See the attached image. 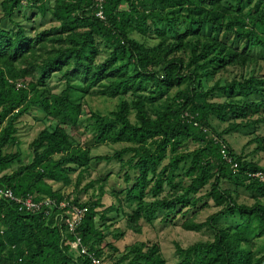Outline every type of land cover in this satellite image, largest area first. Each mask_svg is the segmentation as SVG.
Here are the masks:
<instances>
[{
  "label": "trees",
  "instance_id": "1",
  "mask_svg": "<svg viewBox=\"0 0 264 264\" xmlns=\"http://www.w3.org/2000/svg\"><path fill=\"white\" fill-rule=\"evenodd\" d=\"M100 2L1 4L0 188L56 207L21 212L0 199V264H92L91 257L168 264L158 242L121 253L116 244L126 233L113 231L111 214L136 234L158 221L212 232L187 247L174 243L177 264H264V179L252 176L264 175L253 160L264 153V0ZM26 6L58 25L29 32L15 21ZM54 80L64 85L60 93ZM94 97L118 103L107 115L88 109L85 126L87 98ZM33 111L52 125L31 143L33 160L25 165L20 151H6L20 147L19 125ZM239 133L253 137L252 153L239 154L228 142ZM100 146L121 148L93 157ZM113 162L118 173L97 174L99 164ZM69 188L76 197L64 193ZM241 191L254 204L242 201ZM108 194L115 202L105 207ZM74 207L84 216L71 232L66 219ZM207 207L217 211L198 222ZM78 238L87 255L71 248Z\"/></svg>",
  "mask_w": 264,
  "mask_h": 264
},
{
  "label": "rangeland",
  "instance_id": "2",
  "mask_svg": "<svg viewBox=\"0 0 264 264\" xmlns=\"http://www.w3.org/2000/svg\"><path fill=\"white\" fill-rule=\"evenodd\" d=\"M4 0H0V21H3V11H2V2ZM20 16V17H19ZM15 18V21L19 22L21 21L22 25H24L29 32L34 33V31L42 32L44 30H49L52 27L57 26L58 24L54 22L50 15L43 17L39 14V12L35 9L25 7ZM3 26L9 28V29H16L15 25H13L11 22L6 21L4 22ZM33 35V34H32ZM263 67V73H264V63L262 64ZM260 67L256 69H260ZM255 67H251L247 70V74H251ZM229 78H233V75ZM230 80V79H229ZM51 85L55 91V93H60L64 89L63 83L59 82L58 80H54L51 82ZM210 86H213V82L209 84ZM88 108H85L83 121L82 123L87 126L86 124V118L88 117V109H92L96 112H100L104 115H107L115 110L117 101L115 100H107L99 97L94 98H87ZM43 114H41L38 111H33L31 115H28L22 119V122L19 125V133H18V139L21 143L20 147L17 146H11L6 151L7 153H16L18 151L22 154V162L23 164L27 165L32 162L33 160V153L30 149L31 143L38 137V135L45 129L49 128L52 125V122L49 121H43ZM134 120V115H133ZM214 124L219 125L218 122H214ZM83 125V127H85ZM220 126V125H219ZM220 130L224 129V125H221ZM87 130L82 129L81 134H84L83 139H86V137L90 136V133L86 132ZM262 135H264V129L262 131ZM228 142L230 145L235 149V151L239 154L242 153V151L245 149L247 154H250L254 151L256 148V145L250 144V141L253 139L252 136L249 135H243V134H233L227 137ZM248 145H250L248 147ZM120 146H100L97 148L92 149V156L93 157H99V156H107V155H113L116 150L120 149ZM253 160L258 163L259 166L264 167V153L260 152L256 154L253 158ZM16 168V167H15ZM14 168V169H15ZM120 170V167L116 163H101L97 166V174L98 175H106L109 173L116 174ZM97 174L93 175L92 179H95L97 177ZM118 184L123 185L122 180H116ZM88 182L85 181L82 186H85ZM115 178H112L110 181V185H114ZM58 187V186H57ZM225 187H231L228 183L225 184ZM65 194L72 195L73 198L76 197V193L73 190V188L65 189ZM92 192L90 191L87 195H83L81 198L83 200L90 198ZM241 199L244 202H247L249 204H254L255 200L250 197L249 194H246L245 192L241 191ZM113 197L108 194L103 199V204L105 207H110L112 204H114ZM212 206V205H211ZM217 210L214 207H207L205 209L201 210V213L197 219L198 222H204L210 215L215 213ZM110 223L115 224L113 226V231H121L126 233L125 238L119 242H117V247L120 249L121 253H126V248L131 247L136 243L140 242H158L161 244L163 254L165 258L168 261V264H177V253L175 250L174 243L178 242L183 247H187L189 245H192L198 241H205L210 240L213 237L212 232L204 231L202 233H193V232H186L182 227L181 224L178 223L176 226L167 225L160 221H158L155 225L154 229H150L149 227L143 225V233L142 234H136L133 231L129 230L126 226V221L122 220V217H117L116 214H111L109 216ZM109 241L113 242L112 238H109ZM76 254V253H75ZM109 252H107V255ZM119 257H121V254H117L114 256V260H117ZM106 264H111L112 260H108L106 258Z\"/></svg>",
  "mask_w": 264,
  "mask_h": 264
},
{
  "label": "built area",
  "instance_id": "3",
  "mask_svg": "<svg viewBox=\"0 0 264 264\" xmlns=\"http://www.w3.org/2000/svg\"><path fill=\"white\" fill-rule=\"evenodd\" d=\"M100 3H102V0ZM98 17L101 19H104V15L102 11L98 13ZM222 153L226 155V149H223ZM229 161L231 163L232 159H229ZM234 167L237 168L238 165H235ZM252 176L255 178H260L262 180L264 179L263 173H257ZM0 199H5L11 202H15L19 206V210L21 212L35 213L37 211H40L43 207H48L50 209L56 207V201L54 200L45 199L41 201L40 203H38L35 201L34 197L23 199V198L15 196V194L13 193L11 189H6V188H0ZM67 207H68V204L66 202H63L60 204V209H66ZM67 215H69V218L66 219V222L70 228V231L74 232L75 228L80 224L84 216V210L78 207H74V208H71V210L67 213ZM71 248L75 250L76 252H78L79 255L88 254L87 250L82 247L81 239L79 238L77 239V241L71 244ZM91 259H92V264H106L103 260L96 259L94 257H91Z\"/></svg>",
  "mask_w": 264,
  "mask_h": 264
}]
</instances>
